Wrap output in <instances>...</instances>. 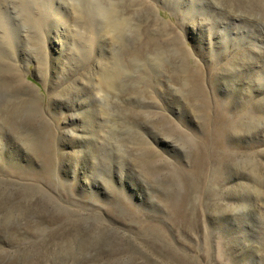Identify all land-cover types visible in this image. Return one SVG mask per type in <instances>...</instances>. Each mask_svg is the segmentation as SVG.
<instances>
[{
    "label": "rangeland",
    "instance_id": "rangeland-1",
    "mask_svg": "<svg viewBox=\"0 0 264 264\" xmlns=\"http://www.w3.org/2000/svg\"><path fill=\"white\" fill-rule=\"evenodd\" d=\"M0 2V264H264V0Z\"/></svg>",
    "mask_w": 264,
    "mask_h": 264
},
{
    "label": "bare ground",
    "instance_id": "bare-ground-1",
    "mask_svg": "<svg viewBox=\"0 0 264 264\" xmlns=\"http://www.w3.org/2000/svg\"><path fill=\"white\" fill-rule=\"evenodd\" d=\"M1 3V2H0ZM95 10V9H94ZM62 19V18H61ZM65 23V22H64ZM101 72H102V70H101ZM105 75V74H104ZM104 80H106V79H104Z\"/></svg>",
    "mask_w": 264,
    "mask_h": 264
}]
</instances>
